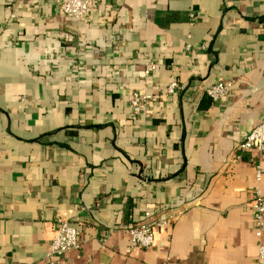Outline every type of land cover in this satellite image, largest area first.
I'll return each mask as SVG.
<instances>
[{
	"label": "crops",
	"instance_id": "0c3cea01",
	"mask_svg": "<svg viewBox=\"0 0 264 264\" xmlns=\"http://www.w3.org/2000/svg\"><path fill=\"white\" fill-rule=\"evenodd\" d=\"M90 4L0 0V264H48L59 220L83 245L54 264H259L264 158L238 148L264 120V0ZM147 213L169 223L133 248Z\"/></svg>",
	"mask_w": 264,
	"mask_h": 264
},
{
	"label": "built area",
	"instance_id": "2783aa9c",
	"mask_svg": "<svg viewBox=\"0 0 264 264\" xmlns=\"http://www.w3.org/2000/svg\"><path fill=\"white\" fill-rule=\"evenodd\" d=\"M15 0H8L11 8ZM54 6L62 14L82 21L90 18L92 8L90 0H42ZM36 3V2H35ZM37 4V3H36ZM156 69L154 64L148 66L146 76H150L151 72ZM179 85L173 81L167 87V95L173 96L176 94ZM234 90V82H218L206 89V95L212 103H218L229 97ZM152 94L146 93L140 96L135 93L131 100L134 113L139 115L145 111L146 105L152 100ZM24 100V99H23ZM239 152L244 154L251 151L259 152L264 158V120L257 125L244 139L238 148ZM263 170L261 165L256 166V181H262ZM255 218L253 227L258 238L264 233V194L260 188L254 190V201L251 205ZM169 223L166 218L157 221H151V215L147 213L145 220L139 226L128 228L125 233L129 236L133 248L147 250L155 245V231L165 228ZM83 241L79 237V229L67 220H59L58 231L51 244L50 251L46 256L48 264H54L53 258L62 257L68 252L78 251L82 248ZM259 264H264V247L259 248Z\"/></svg>",
	"mask_w": 264,
	"mask_h": 264
},
{
	"label": "trees",
	"instance_id": "16d2710c",
	"mask_svg": "<svg viewBox=\"0 0 264 264\" xmlns=\"http://www.w3.org/2000/svg\"><path fill=\"white\" fill-rule=\"evenodd\" d=\"M208 103V102H207ZM210 103V102H209Z\"/></svg>",
	"mask_w": 264,
	"mask_h": 264
}]
</instances>
